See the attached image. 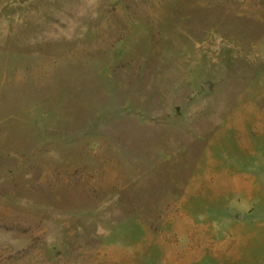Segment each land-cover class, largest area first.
<instances>
[{
  "label": "rangeland",
  "instance_id": "374dc122",
  "mask_svg": "<svg viewBox=\"0 0 264 264\" xmlns=\"http://www.w3.org/2000/svg\"><path fill=\"white\" fill-rule=\"evenodd\" d=\"M0 264H264V0H0Z\"/></svg>",
  "mask_w": 264,
  "mask_h": 264
}]
</instances>
